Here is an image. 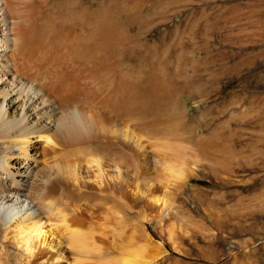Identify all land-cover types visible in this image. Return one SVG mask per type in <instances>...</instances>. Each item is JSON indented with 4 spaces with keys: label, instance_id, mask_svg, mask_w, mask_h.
<instances>
[{
    "label": "bare ground",
    "instance_id": "1",
    "mask_svg": "<svg viewBox=\"0 0 264 264\" xmlns=\"http://www.w3.org/2000/svg\"><path fill=\"white\" fill-rule=\"evenodd\" d=\"M132 1L0 0V264H155L145 224L174 238L208 144L181 133L178 21Z\"/></svg>",
    "mask_w": 264,
    "mask_h": 264
},
{
    "label": "rangeland",
    "instance_id": "2",
    "mask_svg": "<svg viewBox=\"0 0 264 264\" xmlns=\"http://www.w3.org/2000/svg\"><path fill=\"white\" fill-rule=\"evenodd\" d=\"M132 2L142 25L163 15L178 21L162 48L182 65L181 93L191 96L190 119L180 132L192 134L195 151L205 139L208 144L198 150L196 173L179 195L174 238L168 240L167 224L165 230L145 224L163 250L155 264H264V0ZM139 27H131L133 36ZM126 225L125 231L136 222Z\"/></svg>",
    "mask_w": 264,
    "mask_h": 264
}]
</instances>
